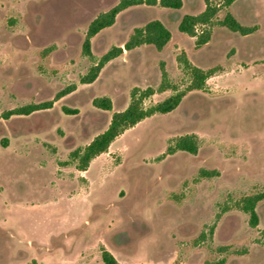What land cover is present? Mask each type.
I'll return each instance as SVG.
<instances>
[{
	"label": "rangeland",
	"instance_id": "374dc122",
	"mask_svg": "<svg viewBox=\"0 0 264 264\" xmlns=\"http://www.w3.org/2000/svg\"><path fill=\"white\" fill-rule=\"evenodd\" d=\"M116 2L0 0V114L74 85L48 109L0 117V264H103L101 249L121 264H264V200L254 226L238 205L264 191V0L220 6L196 26V35L210 32L200 46L178 30L177 13L129 6L91 38L95 60L152 19L166 25L169 41L161 50L123 49L82 83L93 64L81 51L87 25ZM204 7L182 0L179 14ZM226 13L256 29L229 30ZM181 54L216 68L204 87L125 129L78 170L69 152L105 129L133 87L156 88L163 68L176 90L185 88ZM174 91L155 92L144 106ZM103 95L111 110L91 104ZM184 134L197 136L196 152L167 153Z\"/></svg>",
	"mask_w": 264,
	"mask_h": 264
},
{
	"label": "trees",
	"instance_id": "16d2710c",
	"mask_svg": "<svg viewBox=\"0 0 264 264\" xmlns=\"http://www.w3.org/2000/svg\"><path fill=\"white\" fill-rule=\"evenodd\" d=\"M233 2H235V0H204L205 7L201 12L197 14L180 15L179 10L182 6V0H117V2L107 10L99 12L87 25L81 51L83 55L93 60V64L89 67L87 73L81 76L80 81L82 83H91L97 77L101 68L108 61L120 55L123 49L131 50L140 45L147 44L154 46L157 50H161L169 41L171 33L166 25L159 19H152L142 26L135 27L122 46H111L95 60L91 51V38L101 29L112 25L117 14L127 7L141 3L158 4L172 13H177L176 22L178 30L189 36H196L195 43L197 46H200L209 40L210 32L204 29L201 33L196 35V26L209 24L220 6H229L233 4ZM221 24L226 26L229 30L241 35L249 34L256 29L255 26H245L241 24L231 13L225 14ZM179 60L189 75V82L185 88L176 90L173 84L169 82L167 72L163 68H161V79L156 88L151 86L145 88L133 87L130 90L127 105L123 109L111 113L105 129L93 136L83 147L75 148L69 152V157L75 161V167L78 170H86L90 161L99 154L106 152L110 143L125 129L132 127L137 122L153 113H165L174 109L188 91L202 89L205 85V80L216 71L214 67L202 69L192 64L184 54L179 56ZM169 88H173L175 91L160 101L146 107L144 106L143 102L145 99L155 92H162ZM73 89L74 85H71L56 92L54 97L50 100L30 102L8 109L2 112L0 117L9 119L12 115H29L39 110L48 109L52 106L54 100L59 99ZM91 104L101 110H111L112 108L111 99L105 95L93 97ZM63 110L67 111V113L75 111L67 110L65 107H63ZM2 143L6 145L4 140H2ZM197 147V136L195 134H184L177 136L173 143L167 146L166 152L173 153L175 151H184L193 154L196 152ZM200 174L209 176L211 172L200 170ZM261 200H264V191L246 195L239 200V208L249 215V223L252 226L257 224L258 217L255 206ZM101 260L103 264H121L105 249H101Z\"/></svg>",
	"mask_w": 264,
	"mask_h": 264
}]
</instances>
